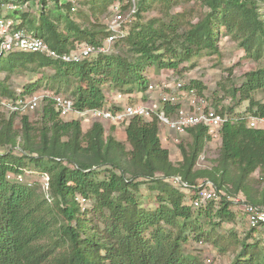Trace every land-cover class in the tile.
Here are the masks:
<instances>
[{"label":"trees","instance_id":"obj_1","mask_svg":"<svg viewBox=\"0 0 264 264\" xmlns=\"http://www.w3.org/2000/svg\"><path fill=\"white\" fill-rule=\"evenodd\" d=\"M5 1L0 0V14ZM27 1L15 0V4ZM37 1L36 14L19 8L5 12L14 30L41 37L58 53L81 42L103 44L106 23L90 28L71 18L79 10V0L61 4L53 0L48 9L47 0ZM153 1L135 0L127 33L114 42L111 52L96 51L79 62H62L40 52L0 55V72H5L0 76V98L31 94L43 81L47 92L36 120L23 113L16 126V113L7 116L0 111V264H205L181 247L187 240L209 239L219 252L228 248L235 252L240 244L237 264H264V237L248 242L251 231L240 243L234 238L225 246L221 239L210 237L212 229L204 227L234 219L228 197L242 194L248 202L264 207V128L248 125L249 117H264V99L256 98L257 91L264 93V0H200L205 13L186 27L178 23L180 13L169 20H144L142 12ZM157 1L168 10L177 0ZM221 28L256 66L244 74L239 86L228 89L235 104L247 101L243 111H237L236 105L224 109L211 103L227 117L211 166L198 165L209 140L204 125L187 128L186 138L178 143L181 159L174 163L161 144L156 115L132 117L125 124L124 141L105 134L100 121L83 130L80 120L59 117L52 95L68 92L74 108L84 110L105 104V83L122 92L144 93L147 66L176 69L195 55L217 53ZM45 67L52 73L44 74ZM20 71L41 76L17 92L8 80ZM182 87L196 89L200 96L204 89L198 80ZM161 108L167 113L174 109L168 103ZM28 174L33 177L25 180ZM39 174L47 178L46 193ZM175 177H180L179 183ZM205 180L226 196L193 210L184 202L183 189L193 196L191 187ZM141 183L155 193L153 210L137 201ZM77 195L90 199L91 207L81 211ZM93 214L104 226L94 221Z\"/></svg>","mask_w":264,"mask_h":264},{"label":"built area","instance_id":"obj_2","mask_svg":"<svg viewBox=\"0 0 264 264\" xmlns=\"http://www.w3.org/2000/svg\"><path fill=\"white\" fill-rule=\"evenodd\" d=\"M127 2H131V5L123 10L122 7ZM22 5L15 4V0H6L1 4L0 55H7L14 51L40 52L51 59L62 62H79L96 51L111 52L114 42L127 33V24L133 18L136 9L135 0H117L111 8V15L106 20L108 35L102 45L96 47L87 42H81L76 44L70 51L58 53L50 48L41 37L30 34L23 29H13V20L6 17L5 12L21 8ZM46 95V91H38L19 95L15 99L0 98V105L9 114H27L38 109L43 97ZM144 95L145 101H139L134 99V92L126 93L116 90L106 98L105 104L101 108L84 110L75 109L73 99L69 96L55 94L52 95V99L59 117L63 120L78 119L81 123L89 124L93 121H100L105 128V123L125 125L135 116L151 119L152 115H156L159 124L166 125V129L176 135H184L189 127L204 125L209 140L220 141V127L227 117L217 112L213 105L205 97L198 95L194 89H186L180 83L163 80L148 83ZM164 103L172 106L173 111L170 113L164 111L161 108V104ZM248 125L264 128V117H249ZM199 158H202V154ZM38 178L43 191L46 193L48 190L46 176L39 174ZM18 179L24 180V177L19 175ZM175 180L179 183L177 177H175ZM182 185L186 186L185 184ZM191 188L194 190V195L189 199L188 205L193 210L201 209L210 201H219L222 196H226L223 190L217 189L209 180L201 181ZM236 197H228V199L245 216L248 228L264 237V207L254 205L240 195ZM75 199L81 211L90 208L89 199L81 195H77Z\"/></svg>","mask_w":264,"mask_h":264},{"label":"rangeland","instance_id":"obj_3","mask_svg":"<svg viewBox=\"0 0 264 264\" xmlns=\"http://www.w3.org/2000/svg\"><path fill=\"white\" fill-rule=\"evenodd\" d=\"M71 0H58L59 4L65 3ZM80 4L77 6L78 12H72L71 18L74 21L81 23L84 26L93 28L96 25L97 28L100 24H105L106 20L111 14V8L113 4L107 2V0H79ZM20 5H22L20 3ZM53 5V0H47V9ZM39 7V3L36 0H28L27 3L19 8V12H29L31 14H36ZM206 11V7L202 6L200 0H177L173 3L169 9H165L160 4V1H153L150 3L148 8L142 12L144 20L151 18H162L164 20H169L171 15L182 14V17H178V23L180 22V27H186L188 21L195 22L200 18ZM63 23L60 27L62 28ZM219 51L213 54H199L191 58L189 62L181 63L176 69L170 68H157L155 65L147 66L143 73L145 74V81L150 82H161L165 80L166 82L171 81L175 83H180L181 85L189 84L191 80H198L204 85L201 96L205 97L209 103H213L218 108H226L230 105H236L235 109L237 111H243L247 106V101L244 100L240 104H235L236 100L233 99L228 92V89L232 86H239L242 81H244V74L250 69L256 66V62L251 58L247 57L243 50L238 47L237 43L232 40L228 35H226L223 28L220 30L219 40H218ZM113 49V48H112ZM44 74H51L52 69L50 67H45L42 69ZM5 72L1 71L0 76L4 77ZM41 73H33L27 71L14 72L10 75L9 83L17 91L20 92L26 85H31L36 79L40 78ZM147 83V84H148ZM134 85L138 86V81L134 82ZM184 88V87H183ZM45 89V81L41 82V85L34 87L32 92H41ZM118 90V88L111 87L110 84L105 83L103 85V91L106 97L111 96L113 92ZM197 93L196 89H194ZM119 91V90H118ZM30 92V93H32ZM65 95H70L68 92L63 93ZM29 94V93H26ZM198 94V93H197ZM256 98L264 99V93L262 91L256 92ZM0 111H3L7 116L4 108L0 105ZM40 109H36L33 112L27 113L31 120H36L39 117ZM22 114H15V125L19 126V118ZM167 126L164 124H159V132L163 134L166 131ZM85 129V126L82 128ZM164 130V131H163ZM168 131H166L167 133ZM112 133L117 139L124 141L120 135L115 134L114 130L111 128L105 129V134ZM183 136V137H182ZM184 135H172L168 136L170 142H164L168 146L169 157L172 162H177L179 159V148L178 143L180 139H185ZM217 148L205 149L202 153V158H199V166H211V159L216 155ZM257 171L253 173L256 177L258 176ZM32 174H28L26 179H31ZM174 185L177 182L170 180ZM178 186V185H177ZM185 191L186 199L184 202L189 204V199L192 197V192L188 189H183ZM244 197L242 194H239ZM137 201L139 205L143 208L153 210L157 207L156 196L153 191H151L146 183H141L139 186V191L137 194ZM237 198V197H236ZM91 200L89 199V205L91 207ZM234 213V219L232 221H219L217 225L210 226L206 224L204 227L206 229H212V237H217V239L222 240V244L226 246V241L233 240L234 238L240 243L244 239L245 235L251 230L248 228L245 216L234 206L231 207ZM93 210H90V213ZM94 221H97V215L93 214ZM217 221V220H214ZM98 222V221H97ZM100 226H104L103 222H98ZM254 237H263L259 233L252 232L249 236L248 242H252ZM240 249V244L237 245V250L233 252L231 248L226 249L224 252H219V249L211 244L210 239L208 241H194L187 240L182 244L181 251L188 255L196 256L200 261L205 264H237L235 253Z\"/></svg>","mask_w":264,"mask_h":264},{"label":"crops","instance_id":"obj_4","mask_svg":"<svg viewBox=\"0 0 264 264\" xmlns=\"http://www.w3.org/2000/svg\"><path fill=\"white\" fill-rule=\"evenodd\" d=\"M133 92H134V96H135L134 99L135 100L145 101V95H144L143 92H141V91H133ZM90 124L89 123H81V126H82V128H83V126H85V129H86V128H88L90 126ZM112 127H113V130H114V133L120 135L125 140V134H124L125 125H123V124H121V125H114V124H110V123H105V129L107 128L109 130ZM166 131H168V132L166 133ZM166 131H164L163 134H160V138H161V144H162V146L163 147H166L168 149V146L165 145L164 142H170L169 139H168V136L169 135H172L173 132L170 131V130H168V129ZM219 144H220V141L208 140L206 142L205 149H208V147L209 148H212V149H216V148L219 147ZM205 149H204V151H205ZM180 159H181V154L179 152V159L177 161H179Z\"/></svg>","mask_w":264,"mask_h":264},{"label":"water","instance_id":"obj_5","mask_svg":"<svg viewBox=\"0 0 264 264\" xmlns=\"http://www.w3.org/2000/svg\"><path fill=\"white\" fill-rule=\"evenodd\" d=\"M178 179H179V181H180V177H177Z\"/></svg>","mask_w":264,"mask_h":264}]
</instances>
